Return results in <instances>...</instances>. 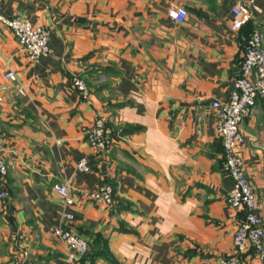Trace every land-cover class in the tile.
I'll use <instances>...</instances> for the list:
<instances>
[{"label":"crops","instance_id":"0c3cea01","mask_svg":"<svg viewBox=\"0 0 264 264\" xmlns=\"http://www.w3.org/2000/svg\"><path fill=\"white\" fill-rule=\"evenodd\" d=\"M239 0H0V15H19L49 29L51 52L32 62L0 21V128L7 174L0 178V264H207L236 253L232 241L242 207L214 130L215 98L226 99L240 71L246 38L262 33L264 0L239 29L230 28ZM188 14L179 22L173 7ZM11 69L15 79L5 77ZM82 77V99L71 83ZM22 87L23 93L17 88ZM102 116L114 143L100 154L83 127ZM239 129L246 175L264 225V97ZM86 156L88 172L76 167ZM114 201L98 203L100 182ZM66 182L73 218L52 190ZM82 235L87 251L52 234L59 223ZM243 264H264L251 246Z\"/></svg>","mask_w":264,"mask_h":264},{"label":"built area","instance_id":"2783aa9c","mask_svg":"<svg viewBox=\"0 0 264 264\" xmlns=\"http://www.w3.org/2000/svg\"><path fill=\"white\" fill-rule=\"evenodd\" d=\"M255 0H239L232 7L233 19L230 24L232 30L239 29L253 15ZM173 18L183 21L188 11L184 7H173L170 10ZM0 21L7 25L28 59L38 61L42 56L51 52L49 45V29L44 25H37L19 16L0 15ZM5 77L15 79V73L11 69L4 73ZM72 85L79 92L82 99H87L89 89L82 77L74 76ZM7 86H0V101L3 100V92ZM23 93L22 87L17 88ZM257 97H264V45L262 33L258 29L249 32L240 63V71L233 80L232 88L226 99L215 98L211 100V106L216 111L214 130L221 138L223 146V168L229 173L232 186L225 195L226 202L232 207H242L245 211L233 232L232 241L237 254L219 256L207 264H243L239 253L251 246L258 260L264 261V225L258 214V200L253 182L246 175L241 147L245 137L239 129V124L244 116L248 115L255 104ZM83 133L89 145L100 154H109L113 147V137L105 119L95 115L93 120L83 127ZM3 134L0 128V178L7 174V161L3 155ZM80 171L88 172L91 165L86 156H81L76 163ZM52 190L58 194L63 205L62 221L73 218L71 210L74 198L66 182H54ZM115 189L108 181L100 182L93 193L95 200L104 205H110L114 201ZM7 188L0 191V196H8ZM52 234L62 240L69 248V258L77 259L88 249L87 240L79 233L59 222L52 227ZM10 264H30L27 258L15 257Z\"/></svg>","mask_w":264,"mask_h":264}]
</instances>
